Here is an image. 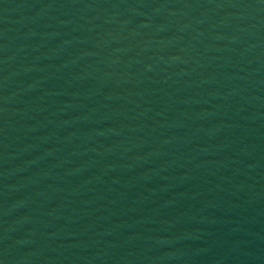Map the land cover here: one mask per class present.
Masks as SVG:
<instances>
[{
	"label": "water",
	"instance_id": "obj_1",
	"mask_svg": "<svg viewBox=\"0 0 264 264\" xmlns=\"http://www.w3.org/2000/svg\"><path fill=\"white\" fill-rule=\"evenodd\" d=\"M0 264H264V0H0Z\"/></svg>",
	"mask_w": 264,
	"mask_h": 264
}]
</instances>
